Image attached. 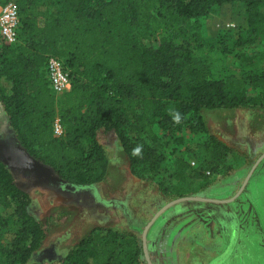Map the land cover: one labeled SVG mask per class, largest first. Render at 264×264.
<instances>
[{"label":"trees","instance_id":"obj_1","mask_svg":"<svg viewBox=\"0 0 264 264\" xmlns=\"http://www.w3.org/2000/svg\"><path fill=\"white\" fill-rule=\"evenodd\" d=\"M230 1L235 0H15L20 28L17 42L0 46V103L20 145L60 179L92 185L104 179L109 163L100 130L116 134L135 168L164 158L154 144V122L164 133L205 131L202 109L245 104L243 94H228L223 80L173 41L176 34L141 45L147 29L160 26L156 16H163L162 7L192 19ZM242 1L247 25L264 31L262 0ZM50 54L62 58L71 75L70 90L59 95L43 69ZM251 81L264 88V69ZM172 110L181 113L179 122ZM56 116L64 127L60 136L52 132ZM210 143L213 152L227 148L213 135ZM137 145L141 154L133 155ZM30 201L0 159V206L20 225L9 245L0 244V264H139L138 242L106 226L91 229L54 261H31L45 230L30 212ZM4 224L0 214V227Z\"/></svg>","mask_w":264,"mask_h":264},{"label":"rangeland","instance_id":"obj_2","mask_svg":"<svg viewBox=\"0 0 264 264\" xmlns=\"http://www.w3.org/2000/svg\"><path fill=\"white\" fill-rule=\"evenodd\" d=\"M245 8L242 0L223 2L199 17L183 19L162 7L163 16H156L160 26L147 29L141 45H156L161 35L176 34L173 41L183 43L198 65L223 80L228 94L245 96V104L237 107L202 109L205 131L164 133L154 122V144L164 157L158 163L149 160L131 168L116 134L100 130L107 173L95 184L76 185L30 155L12 129H0V159L30 195L28 208L45 230L31 261L64 256L96 226L115 228L136 240L139 264H219L238 238L261 241L264 250V185H248L252 175L264 177V88L251 81L264 69V31L250 29ZM259 8L264 10L263 0ZM151 10L155 14V7ZM212 135L226 145L223 152H213ZM191 196L225 201L173 202L143 235L163 205ZM0 214L5 219L0 244L6 246L20 225L2 206ZM213 239L229 246L212 253ZM227 260L225 264H245L234 257ZM248 263L254 264L251 258Z\"/></svg>","mask_w":264,"mask_h":264},{"label":"built area","instance_id":"obj_3","mask_svg":"<svg viewBox=\"0 0 264 264\" xmlns=\"http://www.w3.org/2000/svg\"><path fill=\"white\" fill-rule=\"evenodd\" d=\"M20 28V14L15 0H7L0 4V40L4 44H13L18 40ZM45 74L49 81L51 91L59 95L71 88V75L62 58L56 55H48L45 61ZM52 132L55 136L64 133V127L56 116L52 123ZM190 163L195 165V160ZM206 173H210L207 170Z\"/></svg>","mask_w":264,"mask_h":264},{"label":"crops","instance_id":"obj_4","mask_svg":"<svg viewBox=\"0 0 264 264\" xmlns=\"http://www.w3.org/2000/svg\"><path fill=\"white\" fill-rule=\"evenodd\" d=\"M43 69H45V67H43ZM1 128L13 130V128L8 122V115L6 114V112L4 111L0 103V129ZM263 178L264 177H259L254 174L249 179L248 185L250 184V186H253V184L257 182H261L264 185ZM197 229L199 230V228ZM216 235H219V234H217L216 232ZM260 242L258 243L257 241L246 240V239H241V238L234 240L232 249L229 251H226L227 258L223 259L219 264H225V262L230 261V260H227L228 257L229 259H231V257L237 258L238 261L245 262V264H249L248 261H250V258L253 260L254 264H264V250L261 248L263 243L261 244ZM228 246L229 244H227L226 241L223 239L221 240L213 239L208 250L213 253V251L215 252L220 249L226 250ZM246 247H248L249 249H247Z\"/></svg>","mask_w":264,"mask_h":264},{"label":"water","instance_id":"obj_5","mask_svg":"<svg viewBox=\"0 0 264 264\" xmlns=\"http://www.w3.org/2000/svg\"><path fill=\"white\" fill-rule=\"evenodd\" d=\"M182 199H199V200H204V201H213V202H224L225 199H215V198H207V197H202V196H191V197H183L181 199H175L172 200L168 203H166L165 205H163L155 214L154 216L151 218V220L147 223L145 229H144V233L143 235H145V231L146 229L149 227V225L152 223V221L163 211L165 210L168 206H170L173 202H176L178 200H182ZM150 262V261H149ZM151 264V263H150Z\"/></svg>","mask_w":264,"mask_h":264},{"label":"clouds","instance_id":"obj_6","mask_svg":"<svg viewBox=\"0 0 264 264\" xmlns=\"http://www.w3.org/2000/svg\"><path fill=\"white\" fill-rule=\"evenodd\" d=\"M172 112H173L172 119L176 122H179L181 120V113L178 110H172ZM141 149H142V146L137 145L136 147H134L132 149V154L133 155H140Z\"/></svg>","mask_w":264,"mask_h":264}]
</instances>
